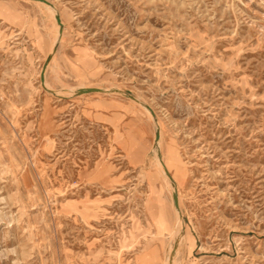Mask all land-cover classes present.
Instances as JSON below:
<instances>
[{
    "label": "rangeland",
    "instance_id": "rangeland-1",
    "mask_svg": "<svg viewBox=\"0 0 264 264\" xmlns=\"http://www.w3.org/2000/svg\"><path fill=\"white\" fill-rule=\"evenodd\" d=\"M170 257L264 264V0H0V264Z\"/></svg>",
    "mask_w": 264,
    "mask_h": 264
},
{
    "label": "water",
    "instance_id": "water-1",
    "mask_svg": "<svg viewBox=\"0 0 264 264\" xmlns=\"http://www.w3.org/2000/svg\"><path fill=\"white\" fill-rule=\"evenodd\" d=\"M55 21H56V24L58 25V26H60L61 24H60V21H59V18L56 16L55 17ZM61 34V29H59V35ZM42 76H43V73H42V75H41V81H42ZM99 92V90L98 89H78L77 91H76V95H83V94H89V93H98ZM158 138H159V133L158 132H156V135H155V142H157L158 141ZM158 160H160L159 159V157H158ZM161 161V160H160ZM164 174L169 178V175H168V173L166 172V171H164ZM172 201H173V206H174V209L178 212V214H179V208H178V199H177V195H176V193L174 192V194L172 195ZM179 216H180V214H179ZM176 244L174 245V247H173V250H172V254L174 253V251H175V249H176Z\"/></svg>",
    "mask_w": 264,
    "mask_h": 264
},
{
    "label": "bare ground",
    "instance_id": "bare-ground-1",
    "mask_svg": "<svg viewBox=\"0 0 264 264\" xmlns=\"http://www.w3.org/2000/svg\"><path fill=\"white\" fill-rule=\"evenodd\" d=\"M51 13L53 12L52 10H49ZM58 26V25H57ZM57 26L56 25H54V28H55V30H58V28H57ZM56 40V39H55ZM103 92V91H102ZM150 115V114H149ZM155 145H157V142L155 143ZM156 156V155H155ZM155 160L157 161L156 162V164H157V166L160 168V169H162L163 170V172L164 171H166L165 170V167H164V165L161 163V161L160 162H158V159H156V157H155ZM162 172V171H161ZM165 175V174H164ZM166 176V175H165ZM167 177V176H166ZM167 179H168V181H172L171 180V178H170V176H169V178L167 177ZM170 184V183H169ZM175 227L173 228V230H172V233H171V235H172V237L174 238V239H177V238H179V236H180V227H181V220H180V217H179V214H178V212L175 210ZM177 243H178V241L176 240V242H175V244L177 245ZM174 244V245H175ZM172 249L173 248H171V252H172ZM172 258L170 257L169 258V261H168V264H171L172 263V260H171Z\"/></svg>",
    "mask_w": 264,
    "mask_h": 264
}]
</instances>
